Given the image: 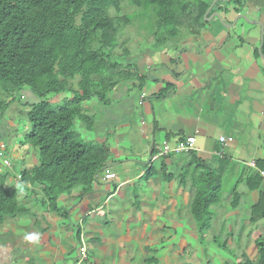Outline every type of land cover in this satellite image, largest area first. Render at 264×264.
<instances>
[{"label": "crops", "instance_id": "obj_1", "mask_svg": "<svg viewBox=\"0 0 264 264\" xmlns=\"http://www.w3.org/2000/svg\"><path fill=\"white\" fill-rule=\"evenodd\" d=\"M239 6L211 10L200 35L129 62L142 83H121L107 104H84L92 121L99 106L116 113L110 125H75L82 138L108 145V168L90 192L60 197L56 210L43 202L47 185L18 190L24 212L0 223V264H237L204 247L217 238L239 249L237 258L256 260L264 236V0ZM13 106L0 117V176L10 186L39 165L23 144L28 128L18 109L27 108ZM188 137L195 151L149 164L156 145ZM221 138L233 142L223 147ZM107 174L115 178L106 182ZM203 188L215 191L205 235L191 213Z\"/></svg>", "mask_w": 264, "mask_h": 264}, {"label": "trees", "instance_id": "obj_2", "mask_svg": "<svg viewBox=\"0 0 264 264\" xmlns=\"http://www.w3.org/2000/svg\"><path fill=\"white\" fill-rule=\"evenodd\" d=\"M193 1L129 0L153 13L164 45L204 31L213 0ZM223 3L242 5L239 0H219L212 12ZM118 5V0H0V117L21 93L34 95L37 102L23 104L27 110L18 113L28 128L23 144L39 160L38 166L20 173L18 185H7L8 176H0V223L24 212L21 188L47 185L43 202L56 210L60 197L79 187L90 192L108 168V145L82 138L75 125L91 126L84 104H107L108 93L121 83L143 82L132 65L114 60L121 59L113 54L120 24L128 22L110 18V8ZM60 95L65 97L58 106L52 98ZM261 182L256 174L255 187ZM213 197L215 191L204 188L194 196L191 213L201 235L211 223ZM261 208L258 214L264 219ZM256 246L255 261L242 257L237 264H264V236Z\"/></svg>", "mask_w": 264, "mask_h": 264}, {"label": "rangeland", "instance_id": "obj_3", "mask_svg": "<svg viewBox=\"0 0 264 264\" xmlns=\"http://www.w3.org/2000/svg\"><path fill=\"white\" fill-rule=\"evenodd\" d=\"M118 1H119L118 8L112 6L109 10V16L114 20L126 18L128 22L127 23L121 22L120 24L119 33L117 35V47L113 54L115 55L114 57H120L121 59L120 60L114 59L115 61L123 62L126 64H129V62L131 61L133 62L135 61V64H137L141 59L140 57L149 56L150 54H153L156 51H158V49L162 50V48L168 44V43H166L165 45L163 44L162 42L163 34H161L158 31L157 20L152 12H145L142 9L136 8L129 2V0H118ZM196 1L194 0L192 3H195ZM201 1L207 3L209 2V0H201ZM214 1L215 0H213L211 5L214 3ZM239 1L243 3V0H239ZM187 35L188 33L185 35H181V38ZM20 95L21 96L17 97L14 103L12 104L14 105L13 108L16 110L18 109V107H23L22 106L23 104L26 103L35 104L37 102V99L34 102H31L30 100L27 99V96L30 95L28 92H23ZM32 96L34 97V95ZM60 100H61L60 97L52 98L53 102H58ZM91 102L92 101H90L89 104ZM56 104L60 106L61 102H58ZM18 110L20 112L25 111L22 109H18ZM15 115L18 116L17 113ZM113 116H116L115 112L109 110L106 111L102 106H99L96 109V116L94 117V120L91 121L93 123V126L100 125L102 127L103 125L105 126L110 125V123H112V121L115 120ZM213 235L216 238L218 236L216 234ZM210 246H213L214 248H218L225 252L227 251V253L231 255V259H233L234 261L235 260L238 261L239 259L237 258L239 249L230 248L229 242L226 244V246L225 243L218 238L211 239L209 242H204V247L207 248ZM222 248H226V249H222ZM208 260L211 261V259H207V261ZM239 261H241V258Z\"/></svg>", "mask_w": 264, "mask_h": 264}, {"label": "built area", "instance_id": "obj_4", "mask_svg": "<svg viewBox=\"0 0 264 264\" xmlns=\"http://www.w3.org/2000/svg\"><path fill=\"white\" fill-rule=\"evenodd\" d=\"M233 142L232 138H221V143L223 147H225L228 143ZM196 148V139L195 137H188L177 142L175 145L171 146L167 143H163L162 145H156L153 149L152 155L150 156L149 164H153L155 161L162 157H167L169 155H178V154H187L195 151ZM223 150H221L220 154H222ZM2 157V151L0 150V158ZM251 166H254L253 163ZM260 175L264 180V171H260ZM115 178L114 174H107L104 176L103 180L109 182ZM80 259L87 258V249L84 246H81L79 249Z\"/></svg>", "mask_w": 264, "mask_h": 264}, {"label": "water", "instance_id": "obj_5", "mask_svg": "<svg viewBox=\"0 0 264 264\" xmlns=\"http://www.w3.org/2000/svg\"><path fill=\"white\" fill-rule=\"evenodd\" d=\"M218 1H219V0H215L214 3L211 5V7L206 11L204 18H205V20H206L207 22L210 21V20L212 19V17H211L210 19H208V15L210 14L212 8H214V6L218 3Z\"/></svg>", "mask_w": 264, "mask_h": 264}]
</instances>
